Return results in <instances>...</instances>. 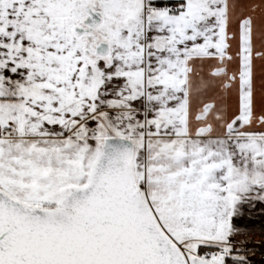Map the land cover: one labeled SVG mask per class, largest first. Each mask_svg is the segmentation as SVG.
<instances>
[{
  "label": "snow or ice",
  "instance_id": "snow-or-ice-1",
  "mask_svg": "<svg viewBox=\"0 0 264 264\" xmlns=\"http://www.w3.org/2000/svg\"><path fill=\"white\" fill-rule=\"evenodd\" d=\"M0 264H264V0H0Z\"/></svg>",
  "mask_w": 264,
  "mask_h": 264
},
{
  "label": "rangeland",
  "instance_id": "rangeland-1",
  "mask_svg": "<svg viewBox=\"0 0 264 264\" xmlns=\"http://www.w3.org/2000/svg\"><path fill=\"white\" fill-rule=\"evenodd\" d=\"M257 239H259V237H257Z\"/></svg>",
  "mask_w": 264,
  "mask_h": 264
},
{
  "label": "crops",
  "instance_id": "crops-1",
  "mask_svg": "<svg viewBox=\"0 0 264 264\" xmlns=\"http://www.w3.org/2000/svg\"><path fill=\"white\" fill-rule=\"evenodd\" d=\"M257 237H259V236H257Z\"/></svg>",
  "mask_w": 264,
  "mask_h": 264
}]
</instances>
